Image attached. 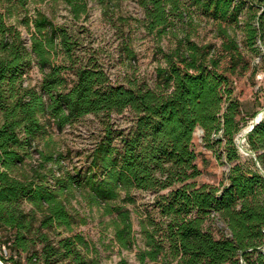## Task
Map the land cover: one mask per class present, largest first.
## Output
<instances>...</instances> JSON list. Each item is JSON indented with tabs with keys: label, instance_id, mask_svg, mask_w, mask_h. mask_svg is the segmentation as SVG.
<instances>
[{
	"label": "trees",
	"instance_id": "1",
	"mask_svg": "<svg viewBox=\"0 0 264 264\" xmlns=\"http://www.w3.org/2000/svg\"><path fill=\"white\" fill-rule=\"evenodd\" d=\"M41 1L0 0V247H8V261L100 264L67 207L75 190L110 218L116 244L132 249L124 203L134 201V189L155 194L157 213L141 223L139 264H264V119L247 134L243 156L235 139L243 109L233 79L255 74L252 55L264 62V0H135L149 33L175 35L174 45L160 50L154 86L137 78L112 82L99 64L77 65L67 28L40 11L29 47L6 17ZM63 1L75 17L88 12L87 0ZM194 14L213 23L219 44L192 39ZM61 52L65 61L56 62ZM121 52L134 58L127 40ZM33 64L42 75L38 84L26 81ZM126 110L131 126L115 127L111 114ZM90 113L103 116L102 132L87 164L64 170L61 152L50 140L40 148L39 140ZM198 128L203 146L229 164L217 185L197 180ZM27 158L36 161L29 170L22 168Z\"/></svg>",
	"mask_w": 264,
	"mask_h": 264
},
{
	"label": "rangeland",
	"instance_id": "2",
	"mask_svg": "<svg viewBox=\"0 0 264 264\" xmlns=\"http://www.w3.org/2000/svg\"><path fill=\"white\" fill-rule=\"evenodd\" d=\"M87 2L88 12L79 17L72 14L63 0H44L29 2L26 9L13 10L11 14H7L6 19L8 23L15 24L21 30L26 44L30 47L35 32L32 18L37 11H40L55 24L67 28L72 41L75 42L72 52L77 65L87 62L99 64L112 82H125L129 78H137L154 86L155 69L163 63L160 50L161 48L168 50L174 45V32L162 36L149 33L144 27L143 10L135 0H105L104 6L100 0H87ZM194 16L197 23L188 29L192 39L201 44L208 42L219 44L220 39L215 37L213 23L198 14ZM182 33L181 30L178 31L179 35ZM238 39L242 41L240 34ZM125 40L134 51L132 59L121 52V45ZM249 60L251 64L256 65L255 74L252 75L251 71H247L243 75L233 77L234 93L243 109L244 121L235 138L243 156L249 152L246 139L242 137L243 131L256 115H262L264 119V62L260 55H252ZM61 61H65L62 52L56 58V62ZM66 62L70 64L69 61ZM41 77L38 66L33 64L26 74V81L38 84ZM102 118V115L87 114L65 126L61 131H52L44 139L39 140V147L43 148L45 140H50L51 147L62 154L61 165L64 170H71L73 166L82 167L87 164L88 154L102 132ZM132 119L133 114L129 110L119 114L113 113L110 116L114 126L123 129L131 126ZM202 134L203 132L198 128L193 136L194 148L198 153L197 163L201 169V175L197 180L217 185L225 179L229 164L224 158H217L211 150L203 146ZM35 163L36 161L27 158L22 168L29 170ZM48 165L51 163L49 162ZM54 167L57 168L56 165ZM131 195L134 201L124 204L131 214L134 234L132 249L120 248L116 244L110 218L103 216L101 208L97 205H91L82 190H75V195L66 201L68 209L75 216L76 231L85 235L98 250L100 264H117L120 259H125L127 264H139L136 252L138 248L144 246L141 223L147 214L157 216L153 206L155 194L133 189ZM123 197L124 192L117 201L121 202ZM25 206L29 207L26 203ZM0 254L7 258V260L0 258V264H14L8 261L11 260V254L4 243L0 247Z\"/></svg>",
	"mask_w": 264,
	"mask_h": 264
},
{
	"label": "water",
	"instance_id": "3",
	"mask_svg": "<svg viewBox=\"0 0 264 264\" xmlns=\"http://www.w3.org/2000/svg\"><path fill=\"white\" fill-rule=\"evenodd\" d=\"M263 117L262 115H256L255 117H253L250 125L243 131L242 137L243 139H246L247 134L255 127L256 124H258L260 121H262ZM201 131H203L200 128Z\"/></svg>",
	"mask_w": 264,
	"mask_h": 264
},
{
	"label": "bare ground",
	"instance_id": "4",
	"mask_svg": "<svg viewBox=\"0 0 264 264\" xmlns=\"http://www.w3.org/2000/svg\"><path fill=\"white\" fill-rule=\"evenodd\" d=\"M258 116H259V114H258Z\"/></svg>",
	"mask_w": 264,
	"mask_h": 264
}]
</instances>
